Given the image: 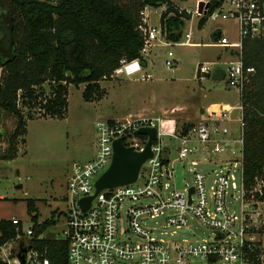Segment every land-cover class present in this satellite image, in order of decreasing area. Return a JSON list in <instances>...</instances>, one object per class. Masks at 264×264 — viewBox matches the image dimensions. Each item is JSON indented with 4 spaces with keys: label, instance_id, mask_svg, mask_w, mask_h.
I'll list each match as a JSON object with an SVG mask.
<instances>
[{
    "label": "built area",
    "instance_id": "2783aa9c",
    "mask_svg": "<svg viewBox=\"0 0 264 264\" xmlns=\"http://www.w3.org/2000/svg\"><path fill=\"white\" fill-rule=\"evenodd\" d=\"M200 1L204 3L202 11L198 9ZM209 1L197 0L193 11L177 2L174 6L179 14L185 11L190 18L193 13L201 17L207 14ZM149 7L140 10L138 25L144 60L156 41L167 46L194 45L191 29L184 40H166L161 22L158 26L149 23ZM166 9L165 4L161 5L160 19ZM209 17L236 23L233 40L222 35L221 28L214 30L219 31L216 45L237 49V58L224 70V78L227 88L235 86L240 92L254 73L253 67L244 69L242 41L264 40V0H225ZM168 56L165 62L171 66V50ZM126 62V58H121V66ZM197 69L202 74L209 73L210 64L199 63ZM151 77L144 73L141 78ZM226 118V111L218 116L213 111L178 130L167 128L160 118L143 115L98 121L94 126L93 156L74 161L66 178V200L70 206L65 212V236L60 239L67 242L66 264H264V178L256 176L252 184L246 183L243 123L241 120L234 132L222 123ZM150 126L156 128L151 144L153 155L143 163L136 180L100 190L83 210L79 201L95 193L96 180L112 161L114 141L121 139L125 146L143 151L148 135L137 131ZM167 148L176 152L174 159L189 160L193 166L194 182L182 191L169 190L173 160L165 156ZM221 153L227 155L214 175L196 168L199 160L195 156H203L202 160L209 162ZM0 199L5 197L0 194ZM235 202L239 203L238 209L231 210ZM190 218L209 229L212 237L197 239L194 232L190 238L177 234L175 228L190 229ZM6 219L13 225L15 236L0 243V264H51L46 252L33 245V224L26 227L15 216ZM20 245L27 247L23 263L16 256Z\"/></svg>",
    "mask_w": 264,
    "mask_h": 264
},
{
    "label": "rangeland",
    "instance_id": "374dc122",
    "mask_svg": "<svg viewBox=\"0 0 264 264\" xmlns=\"http://www.w3.org/2000/svg\"><path fill=\"white\" fill-rule=\"evenodd\" d=\"M1 1L4 6L0 10H8L9 0ZM128 1L120 0L121 3ZM176 2L192 11L197 7V0L172 1L175 6ZM149 10V23L158 26L161 6H151ZM173 14H168L166 18ZM199 18L193 13L191 18L184 20L180 38L184 40L185 33L191 29V41L199 42V46L177 43L167 46L156 41L145 57L147 65L138 58L122 64V68L110 78L99 81L104 90L100 100H84L82 91L85 83L78 87L69 85L66 96L68 108L64 118L50 117L38 106H22L26 117V133L16 139L17 153L9 160L1 156L8 146L7 139L13 133L17 116L0 109V194L5 197L0 199V219L15 216L26 227L34 224L26 208L27 199L32 198L37 206L38 224L50 217L54 218V224L40 232L39 237L63 238L65 212L70 206L66 200V178L74 161H85L93 156L94 126L98 121L143 115L160 118L164 120V126L178 130L181 125L196 121L197 114L204 112L207 116L214 111L218 116L224 110L227 118L222 123L234 132L238 130L241 122L238 89L235 86L227 88L225 78H214L217 70H225L231 60H236L237 52L232 53L231 50L235 48L213 44L217 42L213 37L215 27L221 28L222 35L228 39H236V23L232 20L214 21L209 17L205 25L199 28ZM170 32L176 33V29ZM167 33L165 31L164 38L172 40L167 37ZM169 50L173 52L174 59L171 66L165 62L170 58ZM199 63L210 64V75L200 72V77H197ZM144 73H150L152 77L142 79ZM2 76L3 67L0 64V79ZM36 90L45 96L50 95L51 91L47 83ZM164 140L168 144L172 142L167 137ZM226 155L221 153L209 162H204L203 156H195L194 159L199 160L196 168L214 175L221 169V160ZM165 156L173 160L169 190L178 192L192 185L193 166L189 160L174 159L176 152L173 149L169 151V148ZM238 206L239 203L235 202L230 208L237 210ZM189 228H175V231L181 237L190 238L192 232L197 239L212 237L211 231L194 218H190ZM166 229L171 231L174 228ZM168 237L171 235L168 234Z\"/></svg>",
    "mask_w": 264,
    "mask_h": 264
},
{
    "label": "trees",
    "instance_id": "16d2710c",
    "mask_svg": "<svg viewBox=\"0 0 264 264\" xmlns=\"http://www.w3.org/2000/svg\"><path fill=\"white\" fill-rule=\"evenodd\" d=\"M224 1H209L207 14L198 20L199 28ZM163 4L167 9L161 15V25L166 33L169 32V39L178 41L184 23L181 17L190 18V14L185 11L179 14L171 0H129L123 3L120 0H9V9L0 11L13 18L15 57L9 61L0 55L3 67L0 109L17 116V122L1 158L9 160L15 157L16 139L26 133L22 106H38L50 117L64 118L69 85L78 87L85 83L82 91L84 100H100L104 90L99 81L110 78L121 67V58L128 62L138 58L145 61L140 53L143 46L138 28L140 10L146 5ZM3 6L4 2L0 0V7ZM171 12L173 16L166 18ZM172 29H176V33L170 32ZM213 37L218 40V31L215 30ZM241 58L244 69L254 68L239 97L244 177L249 185L256 176L264 178V40L244 38ZM224 74V70L219 69L214 78L223 79ZM200 75L197 69V76ZM44 83L51 89L48 96L36 90ZM26 208L34 221V247L45 251L51 264H66V240L37 238L40 232L54 224V218L38 224L37 206L32 198L27 199ZM12 236H15L13 225L2 219L0 243Z\"/></svg>",
    "mask_w": 264,
    "mask_h": 264
},
{
    "label": "water",
    "instance_id": "95a60500",
    "mask_svg": "<svg viewBox=\"0 0 264 264\" xmlns=\"http://www.w3.org/2000/svg\"><path fill=\"white\" fill-rule=\"evenodd\" d=\"M204 3H198L199 11H202ZM13 18L5 11H0V55L11 61L15 57L13 50ZM139 134L148 135V141L143 151H136L132 147L125 146L121 139L113 143V156L109 167L99 176L95 182L96 191L93 195L80 199L79 204L83 210H86L94 196L104 188H113L119 185L131 183L136 180L139 170L143 163L153 155L151 150L152 140L156 135V128L141 127L137 131ZM190 193L193 188H190ZM31 247V246H29ZM28 247V248H29ZM27 247L20 245L16 256L24 262V252Z\"/></svg>",
    "mask_w": 264,
    "mask_h": 264
},
{
    "label": "crops",
    "instance_id": "0c3cea01",
    "mask_svg": "<svg viewBox=\"0 0 264 264\" xmlns=\"http://www.w3.org/2000/svg\"><path fill=\"white\" fill-rule=\"evenodd\" d=\"M205 25V24H204ZM218 33H219V31H218ZM199 42H194V45H190V46H199ZM213 44H215V43H213ZM232 49V48H231ZM232 51V53H235V51H236V48L235 49H232L231 50ZM233 60H231L230 62H232ZM144 63H145V65H147V60H145L144 61ZM122 67H120V68H118V69H116L115 71H114V74L118 71V70H120ZM196 74H197V72H196ZM112 76H113V74H112ZM198 77V76H197ZM199 78V77H198ZM238 92V97H240V92H239V90L237 91ZM103 98V97H102ZM239 101H240V98H239ZM241 105V104H240ZM181 106H183V105H178V107H181ZM241 110H242V108H240V118H241ZM202 117H205V114H204V112L202 113V114H197V116L195 117V118H197V120L198 119H200V118H202ZM192 119V118H191ZM196 120V121H197ZM195 121V120H194ZM2 219H6V218H1V220Z\"/></svg>",
    "mask_w": 264,
    "mask_h": 264
}]
</instances>
